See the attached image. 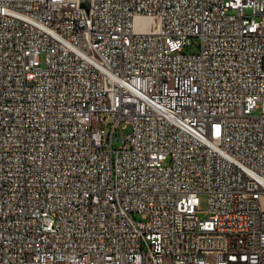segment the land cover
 I'll return each mask as SVG.
<instances>
[{"label":"built area","instance_id":"2783aa9c","mask_svg":"<svg viewBox=\"0 0 264 264\" xmlns=\"http://www.w3.org/2000/svg\"><path fill=\"white\" fill-rule=\"evenodd\" d=\"M257 16L0 0V264H264Z\"/></svg>","mask_w":264,"mask_h":264},{"label":"rangeland","instance_id":"374dc122","mask_svg":"<svg viewBox=\"0 0 264 264\" xmlns=\"http://www.w3.org/2000/svg\"><path fill=\"white\" fill-rule=\"evenodd\" d=\"M256 18L260 21L261 20L264 21V18H262L261 16H257ZM129 131H130V126L126 124L123 128H121L120 133L125 136L129 133ZM116 136H117V139L114 141V147H117L118 145L121 144V139L119 137V131L118 130L116 131ZM199 209L201 212H198L197 217L200 219L206 218L208 216V213H207L206 197L204 195L200 196Z\"/></svg>","mask_w":264,"mask_h":264},{"label":"water","instance_id":"95a60500","mask_svg":"<svg viewBox=\"0 0 264 264\" xmlns=\"http://www.w3.org/2000/svg\"><path fill=\"white\" fill-rule=\"evenodd\" d=\"M83 5L88 6V2L84 1Z\"/></svg>","mask_w":264,"mask_h":264}]
</instances>
